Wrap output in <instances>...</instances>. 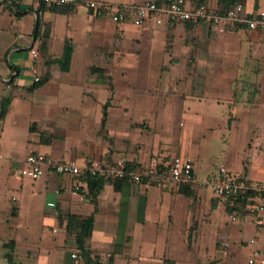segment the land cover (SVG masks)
Masks as SVG:
<instances>
[{
	"label": "crops",
	"instance_id": "obj_1",
	"mask_svg": "<svg viewBox=\"0 0 264 264\" xmlns=\"http://www.w3.org/2000/svg\"><path fill=\"white\" fill-rule=\"evenodd\" d=\"M86 1L127 7L148 0H76L56 8L0 2V102L10 98L0 119V264H97L100 253L111 254L105 264H264V212L259 228L246 213L229 223L227 203L212 189L220 164L264 185V135L229 146L239 124H264V28L120 24ZM202 2L217 11L236 3L249 14L264 11V0ZM38 22L47 33L44 52ZM65 41L73 51L61 71L56 59ZM36 76L46 81L33 88ZM218 121L225 136L220 161L200 175ZM33 153L82 166L123 158L132 169H164L174 156L189 157L196 182L106 180L92 200L86 181L73 193L70 177L52 170L22 177V161ZM68 214L93 218L90 261L66 231ZM74 251L82 258H71Z\"/></svg>",
	"mask_w": 264,
	"mask_h": 264
},
{
	"label": "built area",
	"instance_id": "obj_2",
	"mask_svg": "<svg viewBox=\"0 0 264 264\" xmlns=\"http://www.w3.org/2000/svg\"><path fill=\"white\" fill-rule=\"evenodd\" d=\"M33 1L49 6H61L76 0ZM83 5L93 9L95 13L107 14L114 22L120 24L130 22L141 26L151 21L157 27L169 28L175 24L189 22L192 25L210 23L221 30L236 24H246L251 29L264 28V11L249 14L244 10L241 3L234 4L224 12L211 10L206 4L191 6L186 0H148L143 4L127 7H120L111 3L99 4L96 1H86ZM29 52L33 64H35L38 56L37 49L31 47ZM34 80L37 81L38 77L36 76ZM47 170L70 177L73 193H77L87 176H97L105 180L127 179L134 183L150 180L158 185L165 179L176 185L193 186L196 182L192 160L183 156H174L164 169L159 168L156 164L132 169L123 158L107 164L99 160H92L82 166L70 159L59 160L45 154L33 153L24 158L19 173L22 177L36 180ZM212 189L216 197L226 201L227 221L229 223L239 220L241 214H239L238 209L242 207L247 215L253 217L259 228L264 212V204L260 201L261 195L264 193V185L260 181L233 173L224 164H220L218 177L212 182ZM254 241L255 238L250 240V242ZM70 256L73 259L82 258L79 251L72 252ZM91 256L95 258V253L92 252ZM110 256V253L98 254L97 264H105ZM248 262L253 263V259H249Z\"/></svg>",
	"mask_w": 264,
	"mask_h": 264
},
{
	"label": "trees",
	"instance_id": "obj_3",
	"mask_svg": "<svg viewBox=\"0 0 264 264\" xmlns=\"http://www.w3.org/2000/svg\"><path fill=\"white\" fill-rule=\"evenodd\" d=\"M8 1L11 2V0H0V2L4 4H6ZM219 1L224 3L225 0H219ZM229 1L231 4L235 2V0H229ZM201 3H203L202 0L199 4ZM53 7L56 8L59 6H53ZM226 9L227 7H222L219 10V12H224ZM15 15L17 16L18 14H15ZM34 33H35V38H38L39 40H41V42L39 43V50L41 52L46 51V43L44 39L47 37V33L41 32L40 22L37 23ZM72 51H73L72 44L69 41H65L62 54L58 58V60L56 59L61 71L68 70L70 66V62H71ZM45 81H46V78L41 79V80L40 78H38V80L33 85V88L40 86ZM9 102H10L9 97L1 100L0 119H2L5 116ZM105 115H106V112L104 109L102 123H104ZM41 137H42V141L44 142V135H42ZM121 180H124V179L110 180V182L116 186V183ZM84 181H86L88 185V194L91 196L92 200H94L97 191L101 188L102 183L106 180L103 178L97 177V176H87L84 179ZM238 212L239 214L245 213L242 207L238 209ZM65 219H66L65 227H66L67 233L74 235L77 249L82 253L84 257H87L88 261H90V258H89L90 252L86 248V240L89 238L92 232V228H93L92 216L85 217V216H79V215H74V214H68Z\"/></svg>",
	"mask_w": 264,
	"mask_h": 264
},
{
	"label": "rangeland",
	"instance_id": "obj_4",
	"mask_svg": "<svg viewBox=\"0 0 264 264\" xmlns=\"http://www.w3.org/2000/svg\"><path fill=\"white\" fill-rule=\"evenodd\" d=\"M82 61L83 60L80 57H78L77 62H75L74 68L75 69L79 68L82 64ZM213 126H214V131L209 136L210 139L208 140L204 148V162L207 161L206 163H204V165L206 164V167L205 166L202 167L203 170L201 169L199 171L200 175H202L207 170V168L209 169L211 165H213L214 163H218V161H220L219 155L223 148V144H224L223 139L225 136H222L221 122L218 121V123H214ZM234 134H235L234 139L229 141L230 143L229 146L232 148H242L244 138L249 136L256 138V137H262L264 135V124L250 123L249 125V124L241 123L234 129ZM209 137L206 136V138Z\"/></svg>",
	"mask_w": 264,
	"mask_h": 264
}]
</instances>
